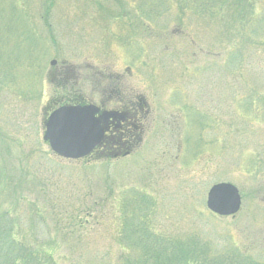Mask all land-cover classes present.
<instances>
[{"label": "rangeland", "instance_id": "1", "mask_svg": "<svg viewBox=\"0 0 264 264\" xmlns=\"http://www.w3.org/2000/svg\"><path fill=\"white\" fill-rule=\"evenodd\" d=\"M244 1L200 16L183 0H0L2 229L38 264H132L142 250L117 241L130 224L204 253L190 264H264V46H246L244 68L226 62L244 33L264 41V0ZM254 90L243 119L234 100ZM135 97L147 113L128 156L64 161L43 145L66 99ZM218 183L241 195L233 218L206 209Z\"/></svg>", "mask_w": 264, "mask_h": 264}, {"label": "trees", "instance_id": "2", "mask_svg": "<svg viewBox=\"0 0 264 264\" xmlns=\"http://www.w3.org/2000/svg\"><path fill=\"white\" fill-rule=\"evenodd\" d=\"M183 4L189 3V10L197 15H203L205 13L204 9H207L208 13L213 14L217 11V5L221 0H204L202 8L199 9V5L192 2V0H183ZM198 3V0H194ZM223 2V1H222ZM221 2V3H222ZM216 4V5H215ZM237 6H241L242 13L247 11L245 7L244 0H238ZM243 7V8H242ZM214 10V12H212ZM240 13V12H238ZM242 21L244 25H249V19L247 17H243ZM251 19V17H250ZM264 19V16L260 18V20ZM259 20V23H260ZM264 46V41L258 42L247 35V33L243 34V37L239 39V41L231 46L232 52L229 54L227 66L233 70V67L237 64L242 65L244 68V49L246 46ZM230 60V61H229ZM264 70V69H263ZM244 71V70H243ZM244 73V72H243ZM242 73V75H243ZM241 77V74H238ZM251 96V97H250ZM241 100L239 98L234 100V107L238 112V115L243 119L248 118L252 110L254 109V105L257 103V98H260V94H258L257 90H254L252 94ZM263 97V96H262ZM127 102V101H126ZM125 102V103H126ZM62 104V103H61ZM63 104H82L80 100L76 98L75 100L66 99L63 101ZM49 105L47 106V110ZM128 137L122 138V140H126ZM117 141V138L110 137L106 138V147H112V144ZM44 145V144H43ZM45 146V145H44ZM105 151V150H104ZM98 155H102L101 157H106V159H111L113 154L109 151H105L104 153L100 152ZM254 158V156H252ZM102 158V159H103ZM255 159V158H254ZM248 163H250V158H248ZM247 163V164H248ZM257 163L251 162L247 165L246 171L252 173L254 170V166ZM246 165H242L240 167L241 170H244ZM2 219L3 215H0V264H38L37 263V253L31 252V249H23L21 244L18 243V240L14 238L13 230L10 228L2 229ZM139 222H143L145 217L140 216L138 218ZM128 227V222L126 223ZM134 225L130 224L131 230H119L118 231V244L125 243L128 247H132L131 241L135 242V248L142 250V255L139 256L140 260H137L132 264H190V262H195V259H198L199 256H203V252L192 251L189 249L190 246L184 247V245L178 241H173L165 237H157L152 233H149L148 230H132L134 229ZM203 248H208L206 245L202 246ZM133 248V247H132ZM202 250V248H201ZM200 250V251H201ZM31 252V253H30ZM238 264H243L239 262L247 261L244 257H241V254H236L234 256ZM218 262L220 263L225 260V258L221 255L218 258ZM229 264H237L230 262ZM244 264H248L244 262ZM256 264V263H249Z\"/></svg>", "mask_w": 264, "mask_h": 264}, {"label": "water", "instance_id": "3", "mask_svg": "<svg viewBox=\"0 0 264 264\" xmlns=\"http://www.w3.org/2000/svg\"><path fill=\"white\" fill-rule=\"evenodd\" d=\"M124 118L125 115L116 112H101L93 105L63 106L44 122L42 139L54 155L80 160L101 148L106 133L117 128ZM206 207L219 217H233L240 211L241 197L233 185L219 183L208 190Z\"/></svg>", "mask_w": 264, "mask_h": 264}, {"label": "flooded vegetation", "instance_id": "4", "mask_svg": "<svg viewBox=\"0 0 264 264\" xmlns=\"http://www.w3.org/2000/svg\"><path fill=\"white\" fill-rule=\"evenodd\" d=\"M120 108L115 109V111H118L125 115V118L122 122H120L117 126V128H112L110 133H116L117 136L125 135L128 138H131L132 136H135V133L138 131L142 133L141 128V121L146 116L147 111L144 109L145 105L141 102L140 98H132L126 103L123 102L121 105H119ZM124 145L120 143L117 146V150H122ZM115 150L111 148L104 147V150ZM101 149L102 153L105 151Z\"/></svg>", "mask_w": 264, "mask_h": 264}]
</instances>
